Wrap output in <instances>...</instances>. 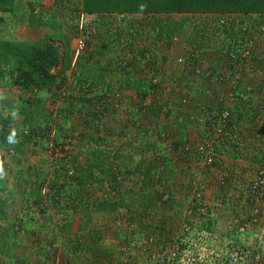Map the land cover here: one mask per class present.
<instances>
[{"label":"rangeland","instance_id":"374dc122","mask_svg":"<svg viewBox=\"0 0 264 264\" xmlns=\"http://www.w3.org/2000/svg\"><path fill=\"white\" fill-rule=\"evenodd\" d=\"M14 2L16 14L0 11L1 41L46 39L62 52L59 37L66 36L75 51L81 0ZM83 16L90 27L96 25L98 36L66 77L58 78V87L0 88V99L9 97L15 105L11 137L0 142V198L8 199L11 216L0 222V242H7L0 245V264H222L233 245L253 247L264 235V199L250 192L264 167V45L243 67L240 94L212 99L216 88L232 90L234 79L224 85L190 74L196 69L191 63L207 69L222 52L213 15H127L124 23L109 15ZM39 18L47 23L35 26ZM156 21L160 28L171 22L183 26L159 38V26L150 24ZM119 24L132 34L133 51L148 49L144 58L156 63L157 75L136 61L126 71L116 68L123 53L113 37ZM189 51L196 59L186 58ZM105 67L110 73L102 86ZM88 72L98 85L91 107L81 96L87 81H76ZM186 74L191 78H183ZM153 76L160 86L144 95L142 87ZM103 92L111 94L101 97ZM222 100L231 121L221 122L219 131L207 124L206 110H218ZM23 101L35 111L34 131L19 114ZM49 119L53 130H47ZM94 149L109 155L110 171L92 169L93 176L82 182L78 172L86 173ZM101 202L117 208L99 210ZM260 251L252 264H264V248Z\"/></svg>","mask_w":264,"mask_h":264},{"label":"trees","instance_id":"16d2710c","mask_svg":"<svg viewBox=\"0 0 264 264\" xmlns=\"http://www.w3.org/2000/svg\"><path fill=\"white\" fill-rule=\"evenodd\" d=\"M80 5L81 12L85 14H91L96 17L103 15H113L118 17L121 15L123 23L127 15H150L160 17L162 15L194 16L198 14H203L213 15L217 20L221 17H225L228 19L231 16H236L235 18L238 23L229 22V24L225 25L221 30V35L214 37L215 40L221 39V43L225 45L226 49H221L220 51H223L218 56H214L212 58V62L210 63V66L208 68V70H210V73L208 74L209 71L197 72L196 69H194L191 70L194 73L190 74L194 76H199L201 80L207 81L208 83H211L210 81H212V83L217 82L220 84L224 82V85L226 83V79H234V86L232 87L233 89H228V93L218 88L213 91L212 99L220 98L223 100L228 99L229 95L235 97L240 94V86L237 83L240 78L245 74V69H242L240 67L239 69H237V67L233 65V58H230V60L228 61H224V56H230L231 53L235 52V37L239 35L238 30L242 28V24L245 22V16L257 15L259 16L260 20H262L264 16V0H81ZM142 5L144 6L143 8L141 7ZM0 11L3 12V14L14 15L17 11L16 3L14 2V0H0ZM44 23L47 22H44L43 19L39 18V20L34 25L41 27ZM54 23H52L51 25L54 26ZM254 23L260 24L261 22L255 20ZM150 24H155L159 26V38L162 37V34H176V32H178L183 26L180 22H171V25H168L166 23V25H162L161 28V22L156 21ZM214 33L217 34L216 31ZM115 36L118 38H122L125 41L130 40L132 38V34L126 33L124 31V28H117V33L113 34V37ZM59 38H62V40H64V50L62 52L60 46L54 45L51 42L46 41V39L21 42H5L3 40H0V88H6L9 90L16 88L20 91H41L43 89H52L55 86L58 87L59 85H56L58 78L66 77L71 67L73 58V54L69 50V39L66 36H60ZM147 51L148 49H144V52H140L142 59L144 58L145 52ZM146 65L152 66V70H154V75L158 74L156 69H154L157 66L155 62H146ZM217 66L220 67L218 71ZM57 68L59 69L56 70ZM53 70H56L57 72L52 73ZM107 71V67L101 70V73L99 74V80L101 81V83L104 81L103 78H105L106 75L110 73ZM229 72H231V75H229ZM186 75L183 76V78H187V80L189 79V77L191 78L189 74L187 76ZM220 78L221 80H219ZM113 79L114 81L121 80L119 79V77H113ZM153 79H156V77L153 76V78H148L147 84H144V86L142 87L144 90V95L149 94L150 89H153L155 91V89L160 86L157 82V79L154 80L155 84L152 83ZM85 80L87 81L88 85L87 91H84L86 97L90 93H93V95L92 97L90 95L88 99H85L83 101L87 103V107H91L94 103L93 100L95 98H99L96 97V94H94V89L98 85L95 82L96 78L92 72H88L86 77L83 79H76L77 84H86ZM104 83L105 82L102 83V86ZM136 87H140V85H136ZM220 87L223 88L222 85ZM203 93L204 91H201L200 93L196 94L195 98L199 99L200 97H202ZM70 99H67V103L70 102ZM223 100L220 102L218 110L215 107L208 108L206 110V115L208 118L207 124L211 127L216 125L217 118L222 114V112L230 111V108L228 106L222 104ZM0 101L2 102L0 103V142L3 144L4 140L11 137V130L9 128L11 122L14 120L13 114L15 112V105H13V102H11L12 100L9 97L1 96ZM18 111L19 114L23 113L27 117L25 119V122H28V124L31 126V128H33L34 131L37 128V124H39L35 120V111L29 110V108L25 106L24 101L20 105V108H18ZM213 112L216 113L215 117L213 116ZM50 119L48 121H45V123L47 124V130H53V126L50 123ZM230 121L231 119L228 120L229 124ZM55 127L57 126L55 125ZM62 130H64V128L61 126V128L56 129V133L60 134V131ZM13 134L15 135V133ZM108 157L109 155L104 153L102 150L94 149L91 152L90 163L88 164L86 173L79 170L78 179L83 182L85 181L84 178L92 177V169L102 173H104L105 171L109 172L110 169L105 168V164ZM152 167L153 165L149 163L147 169L150 171ZM139 168H141V164L138 165L137 169ZM0 191H2V189H0ZM8 207V199L0 198V222H7L10 220L11 216ZM116 208V204H110L107 202H101L100 204H98L99 210L114 211ZM91 236V243L93 245H96L97 241L95 238L97 237L95 233H92ZM0 245L2 247H6L7 242H0ZM236 246L239 249L250 247L245 246L244 244H238ZM239 249L238 253H240ZM260 250V248L254 246L253 249L251 248L249 250V253L252 257H257L258 255H260ZM0 252L2 253L3 251L0 250ZM232 255L233 254L230 253L229 255H227L226 258L222 257V260L225 262L228 258L232 257ZM238 255L233 256L238 257ZM95 256L97 257V259L100 260L104 258L98 253ZM223 261L222 264H224Z\"/></svg>","mask_w":264,"mask_h":264},{"label":"built area","instance_id":"2783aa9c","mask_svg":"<svg viewBox=\"0 0 264 264\" xmlns=\"http://www.w3.org/2000/svg\"><path fill=\"white\" fill-rule=\"evenodd\" d=\"M236 16H231L228 19L225 17H221L218 20H216V25L217 29L219 30L217 32V36L221 35V30L225 25H228L229 22H237ZM89 17H84L83 14H80V27H85L84 29L82 28L81 30L85 31V34H91L94 32V30L90 27L91 25V20L88 19ZM255 17H252V19L247 18L245 16V22L242 24V28L238 30L239 35L235 37V52L231 53L230 56H224V61L230 60V58L234 59L233 65L237 67V69L242 68L249 63L251 60L252 56L258 48L264 45V19L260 24L254 25ZM215 23V21H214ZM212 24L215 26V24ZM216 36V37H217ZM221 41V39H219ZM82 41L79 42V49L82 48ZM221 49H226L225 45L221 44ZM223 51V50H222ZM190 59L194 60L197 57V54H194L193 52L189 51L188 52ZM218 56V55H215ZM226 59V60H225ZM206 69V68H205ZM199 70L197 69V72H204L207 70ZM210 71L208 72V74ZM221 80V78L219 79ZM216 113L213 112V116L215 117ZM229 119V113L227 111L222 112V114L217 118L216 125L213 126V129L219 130L220 128V123L221 122H226ZM225 129V128H224ZM222 128V130H224ZM221 131V129L219 130ZM212 155H209L208 162L207 164H210L212 161ZM250 192L254 195V197L257 200H263L264 199V167H261L258 170L256 178L253 180V182L250 184ZM240 231H244V229H240ZM257 242L254 244V246H257L260 249L264 248V236L260 235L258 239L256 240ZM253 246V247H254ZM232 247V246H231ZM253 247L250 246V249ZM238 247L233 245L231 249L232 257L228 258L227 261L224 262V264H246V263H251L254 258L250 255L249 253V248H244V249H239L240 253H238ZM259 255L257 256V258Z\"/></svg>","mask_w":264,"mask_h":264},{"label":"clouds","instance_id":"9594fccd","mask_svg":"<svg viewBox=\"0 0 264 264\" xmlns=\"http://www.w3.org/2000/svg\"><path fill=\"white\" fill-rule=\"evenodd\" d=\"M142 8L144 7L143 5L141 6ZM80 14H83V15H91V14H85V13H83V12H81V10H80ZM109 16H112V17H115L117 20H118V23H119V21H121L122 20V16L120 15V16H118V17H116V16H113V15H109ZM247 16V18H249V19H252V17H255L256 19V21H258V22H262V20L264 19V16H263V19L262 20H260L259 19V16H257V15H246ZM120 26L119 27H116V28H113V34H115V33H117V28H123L124 27V25L123 24H119ZM254 25H257V24H255L254 23ZM81 25L79 24V26L76 28L77 29V34H76V39H77V44H76V48H75V51L73 50V52L71 51V53L74 55V61H73V59H72V65H74V62L76 61V59H77V57L78 56H80L81 55V53L84 51V49H86V47L88 46V42H89V40H92V38L93 37H97L98 36V33H97V27H96V25L94 26V27H91L93 30H94V32L93 33H91V34H88V35H86L85 34V31L83 30H81L83 27H80ZM85 28V27H84ZM83 28V29H84ZM116 40L118 39V40H120L119 42H118V44H119V47L121 48V50H122V57H121V55H120V58H121V60L118 62V60H117V62H116V68H118L119 67V65L120 66H122V69L124 70V71H126L127 69H130V68H132V65H133V62H138V63H140V64H143L144 63V65L145 66H147L146 65V63L145 62H148V61H146L145 60V58H143L142 59V57L140 56V52L142 53V52H144V50L143 51H133V49H132V47H133V45H132V43H131V39L130 40H127V41H125L124 39H122V38H118V37H114ZM69 39V41H70V38H68ZM125 41L124 42V44H121L123 41ZM80 41H82V48L81 49H79V42ZM118 44H117V46H118ZM125 47V48H124ZM83 50V51H82ZM82 51V52H81ZM120 51V50H119ZM137 53H138V55H137ZM261 54V53H260ZM257 55V56H259L258 58H260L261 56H263V55ZM145 55H146V52H145ZM124 56H125V60H124ZM188 57V59L190 60V57H189V54H188V52H187V54H186V58ZM124 60V61H123ZM188 60V61H189ZM150 63V62H149ZM191 66L193 67V68H196V70L198 69L197 68V65L195 66L194 65V63H191ZM209 66H210V64H208V67H207V69H205V70H207V71H210V70H208V68H209ZM156 69V68H155ZM117 70V69H116ZM122 70V71H123ZM52 73H54V70L52 71ZM127 78H130V77H127ZM134 78H132V79H130V81H132ZM125 83H129V80L128 81H126ZM30 91H37V90H30ZM85 92L87 91V88H85V90H84ZM20 92H29V91H20ZM85 92H84V94H82L81 96H85L86 97V95H85ZM108 93H110V92H103V94L102 95H100L101 97H109L108 96ZM111 94V93H110ZM91 95V97H92V95H93V93H90L89 95H87V98H89V96ZM118 97H117V94H116V99H117ZM0 169H2V165H0Z\"/></svg>","mask_w":264,"mask_h":264}]
</instances>
